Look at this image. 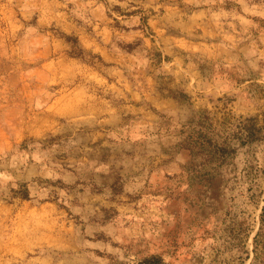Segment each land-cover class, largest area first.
I'll return each mask as SVG.
<instances>
[{
	"label": "rangeland",
	"instance_id": "obj_1",
	"mask_svg": "<svg viewBox=\"0 0 264 264\" xmlns=\"http://www.w3.org/2000/svg\"><path fill=\"white\" fill-rule=\"evenodd\" d=\"M36 1L0 0V264L14 263L8 252L28 264L63 222L69 238V220L79 251L93 254L78 263L140 264L156 254L166 264H250L264 205V0H130L144 26L164 5L207 10V34L221 40L223 57L203 66L222 91L196 106L175 92L191 106L161 117L159 141L118 130L105 142L89 135L94 118L78 138L45 107L61 84L35 55L52 29L29 19ZM147 51L158 61L160 51Z\"/></svg>",
	"mask_w": 264,
	"mask_h": 264
},
{
	"label": "crops",
	"instance_id": "obj_2",
	"mask_svg": "<svg viewBox=\"0 0 264 264\" xmlns=\"http://www.w3.org/2000/svg\"><path fill=\"white\" fill-rule=\"evenodd\" d=\"M105 3L35 2L29 19L39 26L52 27L47 29V42L37 47L35 55L43 57V67L52 66V74L60 76L55 80L61 84L57 89L61 93L45 107L52 109V115L64 116V131L76 132L78 138L85 134L84 119L88 117L95 122L88 129L92 132L89 135L98 136L103 142L116 138L118 130L128 132L134 140L159 141L164 130L161 117L186 114L191 106L190 99L175 92H185L196 106V100L205 105L212 93L222 91L220 79L203 66L207 59L223 57L221 40L214 41L217 36L207 34V10L184 13L174 3L164 5L163 11L147 19L149 26H144L143 12L132 11L134 7L142 9L141 6H133L130 0ZM75 7L89 8L82 14ZM202 23L205 33L194 34ZM235 46L237 50L242 48L238 40ZM147 47L160 51L158 61L149 59ZM128 67L134 72L126 74L124 68L128 71ZM119 115L125 116L126 122L118 125ZM69 222V238H64L63 222L60 234L55 240L41 242L28 264H84L78 260L92 259V253L79 251L77 224ZM14 253L3 257L17 264L15 261L20 258ZM100 261L107 263L103 257Z\"/></svg>",
	"mask_w": 264,
	"mask_h": 264
},
{
	"label": "trees",
	"instance_id": "obj_3",
	"mask_svg": "<svg viewBox=\"0 0 264 264\" xmlns=\"http://www.w3.org/2000/svg\"><path fill=\"white\" fill-rule=\"evenodd\" d=\"M260 237H264V205L260 214V226L257 234L254 236V257L250 264H264V240H260ZM259 251V253H257ZM250 256V255H249ZM140 264H166L162 257L152 254L144 258Z\"/></svg>",
	"mask_w": 264,
	"mask_h": 264
}]
</instances>
